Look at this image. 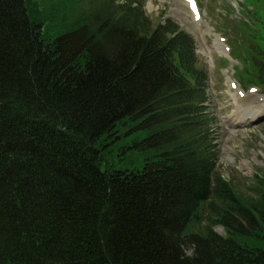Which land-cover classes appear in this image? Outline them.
<instances>
[{"label":"trees","instance_id":"16d2710c","mask_svg":"<svg viewBox=\"0 0 264 264\" xmlns=\"http://www.w3.org/2000/svg\"><path fill=\"white\" fill-rule=\"evenodd\" d=\"M245 3L228 28L264 89ZM209 101L192 36L142 0H0V264H264L233 238L263 236L264 178L221 175Z\"/></svg>","mask_w":264,"mask_h":264},{"label":"rangeland","instance_id":"374dc122","mask_svg":"<svg viewBox=\"0 0 264 264\" xmlns=\"http://www.w3.org/2000/svg\"><path fill=\"white\" fill-rule=\"evenodd\" d=\"M142 2H144L147 14L152 19L156 21H175L182 30L195 39L196 54L200 66L206 69L210 77L209 93L212 94V99L208 106L212 107L213 112L220 120V123L215 124L213 127V134L219 148V172L227 181L232 183L242 197H256L257 188L264 178V120L256 124L233 126V121L242 123L244 118L241 113H237L238 106L234 101L236 99L232 97L226 84L227 77L237 80L235 69H242V63L234 54L231 38L223 29L226 27V22L236 19L235 11L232 10V16L229 18L224 12L227 7L223 9L221 0H202L205 17L201 29H198L193 25L188 9L180 0H142ZM233 3L241 7V3L236 1H233ZM220 35L228 39L227 44L232 48L231 54L235 59L230 63H225L222 52L218 51L222 50V46L218 42ZM237 50L241 52L240 44ZM238 87L240 89V84ZM261 94L260 92L259 96ZM252 104L256 103L253 102ZM243 108L247 109L248 104H243ZM257 108L259 109V106ZM245 111H248L251 117L253 115L250 111L256 114L255 110H243L242 112ZM258 112L261 111L258 110ZM233 114L234 119H232ZM117 168L118 170L124 169L123 167ZM215 231L223 236L226 235L222 227H216ZM256 232H259V230ZM251 235L236 234L233 238L242 246L252 249H264V233L263 236ZM186 252L188 256L192 255L190 250Z\"/></svg>","mask_w":264,"mask_h":264},{"label":"bare ground","instance_id":"6f19581e","mask_svg":"<svg viewBox=\"0 0 264 264\" xmlns=\"http://www.w3.org/2000/svg\"><path fill=\"white\" fill-rule=\"evenodd\" d=\"M239 108H241V109H239ZM241 110V111H240ZM243 110H255V112H256V114H253L251 111H250V113L253 115V117L252 118H254V116L255 115H257L256 117H258V116H262L263 114H264V110H262V109H258L257 107H255V108H253L252 106L250 107V108H248V109H244V108H242L241 107V105H238V110H237V113H241ZM258 110H260L261 112H258ZM248 112V111H247ZM255 117V118H256ZM246 121V118H244L243 119V121ZM253 120V119H252ZM244 121V122H245ZM248 124V123H247Z\"/></svg>","mask_w":264,"mask_h":264}]
</instances>
